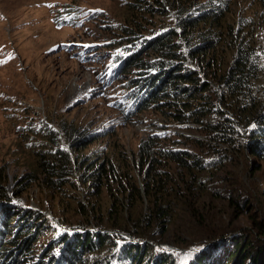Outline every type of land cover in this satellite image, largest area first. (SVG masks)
<instances>
[{"label":"rangeland","instance_id":"rangeland-1","mask_svg":"<svg viewBox=\"0 0 264 264\" xmlns=\"http://www.w3.org/2000/svg\"><path fill=\"white\" fill-rule=\"evenodd\" d=\"M215 8L221 14L228 12V17L216 27L209 21L197 22V17L202 18L201 15ZM192 13L195 18L188 19ZM183 18L196 20L197 27L181 25ZM61 21L66 22L60 24ZM243 21L255 40L264 45L262 0H0V179L9 198L0 201V210L20 212L23 226L27 221L30 225L31 237L41 234L33 248L24 253L26 261L19 252L18 255L13 252L7 259H1L0 264H46L54 252L56 256L63 253L65 238L74 234L108 233L126 239L125 229L160 232L165 228L168 222L160 220L159 230L155 224L150 229L142 228L140 221L145 220L139 219L149 212V205L134 160L147 138H158L161 149L187 151L204 160V165L214 166L213 173H205L202 179L207 183V192L198 187L188 191L180 183L183 176L179 175L178 166L158 155L156 171L167 180L160 184L165 187L162 190H167V196L171 197L181 186L180 193H188L189 207H203L200 213L207 218L208 227L222 225L235 230L223 241L225 246H232L233 237L240 232L249 230L257 235L259 227L264 226V159L252 155L250 150L243 152L236 146L224 145L214 138L221 132L211 130L220 121L219 113L211 110L220 108L215 95L219 88L213 78L215 74L222 75L233 63V37L224 38L218 53L208 51L202 56L201 60H206L202 67L192 60L189 50L192 44L200 43L201 34L230 30L234 38L241 31L244 34ZM190 30L194 36L188 34ZM168 34L172 37L167 41L176 46L177 59L157 57L151 46H141L122 69L116 70V76L109 78L116 57L133 43L156 44V39ZM138 60L144 64L171 61L175 65L168 68L178 67L180 74L190 68L202 78L199 82L211 87L203 93V100L185 98L178 92L177 100L164 96L159 106L153 107L157 99L154 96L164 94L162 84L151 96L153 101L148 110L126 118L115 103L130 93V82L155 72L135 67ZM179 80V86H193ZM173 90L169 89L167 94ZM205 97L209 99L204 100ZM206 101L209 103L206 109L212 113L192 116ZM184 103L188 107L186 117L181 120ZM54 145L68 151L72 160L69 183L59 190L46 186L39 172L34 175L38 181L32 183L28 178L35 169L39 146L53 149ZM248 145L245 141L239 144L244 149ZM196 171L190 172L191 176ZM216 176L219 179L215 181ZM133 177L143 192V205L127 200L126 192L130 191ZM150 179L153 180L152 176ZM244 186L248 192L240 193ZM233 192L240 198L244 196L240 206L231 204ZM182 207L174 211L176 222L169 223L167 232L174 235L171 241L159 235L157 239L141 241L151 247L143 264L153 261L156 248L180 255L178 264H188L197 249H211L184 245L181 236L189 233L183 231L187 208ZM91 209H96V213ZM132 219H137L136 223ZM151 223L150 220L148 225ZM7 247V253L16 248L10 244ZM125 250L113 243L104 251L84 254L83 263L117 258Z\"/></svg>","mask_w":264,"mask_h":264},{"label":"trees","instance_id":"trees-1","mask_svg":"<svg viewBox=\"0 0 264 264\" xmlns=\"http://www.w3.org/2000/svg\"><path fill=\"white\" fill-rule=\"evenodd\" d=\"M264 2V0H262ZM191 13V12H189ZM195 13H192L188 19L195 18ZM207 16H209L207 18ZM202 18H196L199 24H205L207 21L210 22L211 26L216 27L220 22L224 21L228 17V12L219 13V10L215 8L210 12L201 15ZM183 18L181 25L187 23L190 24L191 28H196V20L192 21ZM202 20V21H201ZM61 24V23H60ZM245 28L240 32V36L234 38V32L230 30L229 32L213 31V34H201L200 43L192 44L190 50V55H192V60L197 62L199 67H202L206 63V60H201V57L207 54L208 51H213L218 53V47L223 44L224 38L232 35L233 43L235 44V58L232 65L226 70L222 75L218 77L215 74V84L218 85V91L216 90V97L220 105L211 108L214 112L219 113L220 121L218 125L211 128L212 132L218 131V135L214 138L219 139L224 145L238 147L241 151H251L252 155L264 159V45H261L262 41L258 42L254 38L252 31H248L249 27L242 22ZM250 30H253L250 29ZM189 35H195L191 30ZM172 37V35H165L159 39H156V44H149L148 47L151 49L157 57H164L166 59L172 58L177 59L178 54H176V46L171 45L167 39ZM133 39L131 40V42ZM169 60V59H168ZM200 61V62H199ZM139 63L134 66L151 73V70H155V75H148V78L144 83H139L136 89L140 87H148V89L154 87L159 89V86L163 84L165 88L161 91L164 94L159 93L154 96L155 103L151 107H158L162 97L166 96L167 100H177L180 96L178 92L182 93L185 98H196L198 100H203V93L210 88L208 84L199 82L202 79L198 76V73L192 69L186 68L184 74H180L181 71L178 67L171 68L168 66H174L169 62H155L154 64H144L142 60H138ZM207 65H209L207 63ZM150 67V69L148 68ZM162 72V73H160ZM150 76V77H149ZM187 83H192L193 86H179L180 80ZM165 81V82H164ZM169 89H174L173 93L167 94ZM157 90H151V96L155 94ZM205 97L204 100H208ZM153 100H151L152 102ZM183 115L179 116V119L186 117L185 111H187L188 104L183 105ZM209 103L206 101L201 104L197 111L192 112V116L202 113L203 116H208L212 113L211 110H207ZM150 104H145L141 107L140 113L148 110ZM157 110V109H156ZM228 114V115H227ZM227 134H232L231 137ZM50 135V134H49ZM52 137V136H51ZM235 137V138H234ZM158 138H147V141L141 143L138 151V157L134 160L136 167L139 171V178H142L145 195L148 200L149 212L147 214H142L139 219L145 220L140 221L142 228L150 229L155 224L157 230L161 229L157 225V221L168 222L165 228L159 231H133L131 229L126 230V234L130 235L137 244H132L128 240L120 236H111L108 233H90L85 234H74L73 236H67L64 240V251L56 256V252L52 254L46 264H79L83 263V255L86 253L96 252L98 249L103 250L113 243H117L122 248H126L123 255H119L117 258L105 257L102 262L96 261L91 264H143L147 255L151 253V247L148 245L144 246L141 243L145 238H158L167 237L171 241L174 237L173 234L167 232L169 230V223L175 221L174 211L182 208H187L185 211V228L184 232L189 233L181 239L184 241L185 246H209V250L203 251L202 253H193L194 258L190 260L188 264H264V226L259 227L260 234L257 238L256 232L249 231L240 232L237 236L233 237L232 246H225L224 240L228 239V235L235 230H229V228H224L222 225L216 227H208L207 218L204 217L200 212L203 211V207L196 209L195 206H188L187 199L188 193H180V189L183 187L179 186L177 190L171 197L167 196V190H162L165 188L160 185L163 180L167 181L165 177L160 175L156 171V165L158 162V155L162 158L171 161L176 164L179 169V175L183 176L180 183L190 191L192 188H197L201 191H208L207 183L202 179L205 173H213V165H204V160L199 156H196L187 151H177L171 149H161L159 148ZM56 141V138L53 137ZM245 141V144H249L244 149L239 146L241 142ZM50 145H53L49 142ZM40 151L36 152V166L34 170H31V176L29 180L32 183L39 180L37 176H34L39 172L41 174L42 182L46 186L53 189L59 190L66 186L69 181L67 177L72 175L71 167V157L68 151L62 150L59 146L50 147L49 149L39 146ZM60 148V149H59ZM113 166H110L109 169ZM198 170V172L196 171ZM196 171L197 173L191 176L190 172ZM114 172V171H113ZM185 174H182V173ZM152 176L153 180L150 179ZM176 180V178H174ZM219 177L216 176L214 180H218ZM2 179H0V201L7 200L8 195L6 190L1 187ZM156 186V187H155ZM130 191L128 193L127 200L129 198L137 204H142L144 202L143 192L137 182V178L133 177ZM185 190V189H184ZM132 191V193H130ZM240 193H247L248 190L244 186L239 189ZM22 194L19 193V196ZM233 196L230 198L231 204L236 206L241 205V200L236 192H233ZM114 201H118L117 198L112 195L111 197ZM235 199V200H234ZM196 201V198L192 197V202ZM240 201V202H239ZM83 206V205H81ZM93 214L96 213V209H91ZM23 212V210H21ZM87 214L90 215V210L87 209ZM30 215V214H28ZM20 217L17 219V217ZM91 216V215H90ZM32 217V216H31ZM15 219L18 222L14 224ZM137 220V219H136ZM132 219V223H136ZM152 221L151 225H148L149 221ZM0 260L7 259L9 254L18 252L21 254L22 260H24V253H28L33 248L34 241L41 236L37 234V237H31L32 230L28 221L23 226V218L20 212L13 214L11 210L3 208L0 210ZM139 222L137 223V226ZM146 225V226H145ZM148 225V226H147ZM158 233V234H157ZM165 234V235H164ZM11 238L12 240H7ZM165 239V238H164ZM162 241V239H161ZM15 245V249L11 253H7V245ZM176 246V242H173ZM184 245H179L177 247L183 248ZM17 250V251H16ZM28 255V254H26ZM181 256L177 254H171L164 249L156 248V254L149 264H178ZM5 259V260H6ZM5 260L3 263H5ZM43 264V263H41ZM83 264H86L85 262Z\"/></svg>","mask_w":264,"mask_h":264},{"label":"clouds","instance_id":"clouds-1","mask_svg":"<svg viewBox=\"0 0 264 264\" xmlns=\"http://www.w3.org/2000/svg\"><path fill=\"white\" fill-rule=\"evenodd\" d=\"M63 24V23H61ZM139 43H133L131 45V48L125 52H123V54L118 57H116V63L114 68L110 71V73L108 74L109 78H112L114 76H116V70L117 69H122L123 66L125 65L126 61H129L132 57V55L141 48V46H144L145 48L148 47V42H144V41H138ZM155 73V72H154ZM162 73V72H160ZM149 75V74H148ZM148 75L143 78L140 81H133L129 83V87H130V93L123 97L120 98L119 100H117V102L115 103V105H117L119 107L120 112H123V114L125 115L126 118H130L133 117L136 112H140V109L143 105L145 104H150L151 103V90L156 88L152 87L150 89H148V87H140L138 89H136V86L139 83H145L146 79L148 78ZM151 75H155L153 73H151ZM150 77V76H149ZM124 237L129 240L132 244H136L134 243V239L130 236V235H124ZM136 242V241H135ZM206 248H204L205 250ZM204 250H196V252L198 254L202 253ZM202 251V252H201ZM3 263V261H2Z\"/></svg>","mask_w":264,"mask_h":264},{"label":"bare ground","instance_id":"bare-ground-1","mask_svg":"<svg viewBox=\"0 0 264 264\" xmlns=\"http://www.w3.org/2000/svg\"><path fill=\"white\" fill-rule=\"evenodd\" d=\"M73 236V235H72Z\"/></svg>","mask_w":264,"mask_h":264}]
</instances>
